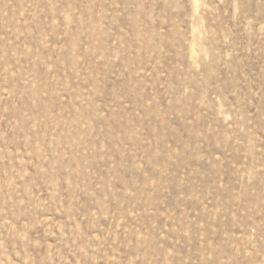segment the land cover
Masks as SVG:
<instances>
[{
	"label": "rangeland",
	"instance_id": "1",
	"mask_svg": "<svg viewBox=\"0 0 264 264\" xmlns=\"http://www.w3.org/2000/svg\"><path fill=\"white\" fill-rule=\"evenodd\" d=\"M0 264H264V0H0Z\"/></svg>",
	"mask_w": 264,
	"mask_h": 264
}]
</instances>
